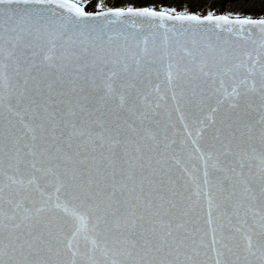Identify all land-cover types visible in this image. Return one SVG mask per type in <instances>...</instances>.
Segmentation results:
<instances>
[{
  "label": "snow or ice",
  "instance_id": "obj_1",
  "mask_svg": "<svg viewBox=\"0 0 264 264\" xmlns=\"http://www.w3.org/2000/svg\"><path fill=\"white\" fill-rule=\"evenodd\" d=\"M233 2L0 0V264H264V0Z\"/></svg>",
  "mask_w": 264,
  "mask_h": 264
},
{
  "label": "trees",
  "instance_id": "obj_2",
  "mask_svg": "<svg viewBox=\"0 0 264 264\" xmlns=\"http://www.w3.org/2000/svg\"><path fill=\"white\" fill-rule=\"evenodd\" d=\"M130 3L139 5L155 4L157 7L160 5L177 6L183 4L191 12L200 14H206L209 9L214 10L217 14L224 12H236L241 9L233 2V0H131ZM119 0H115L112 6H121ZM245 13H251L253 15H259L261 12V6L259 3L255 7H248L242 9Z\"/></svg>",
  "mask_w": 264,
  "mask_h": 264
},
{
  "label": "rangeland",
  "instance_id": "obj_3",
  "mask_svg": "<svg viewBox=\"0 0 264 264\" xmlns=\"http://www.w3.org/2000/svg\"><path fill=\"white\" fill-rule=\"evenodd\" d=\"M115 0H105V3L107 6H112L113 2ZM131 0H119L120 4L124 5V4H127V3H130ZM183 8V4L182 5H179L177 6V9L180 10ZM87 10H92L91 8H88Z\"/></svg>",
  "mask_w": 264,
  "mask_h": 264
},
{
  "label": "water",
  "instance_id": "obj_4",
  "mask_svg": "<svg viewBox=\"0 0 264 264\" xmlns=\"http://www.w3.org/2000/svg\"><path fill=\"white\" fill-rule=\"evenodd\" d=\"M89 11H91V10H89ZM220 14V13H219ZM203 15V14H202Z\"/></svg>",
  "mask_w": 264,
  "mask_h": 264
}]
</instances>
